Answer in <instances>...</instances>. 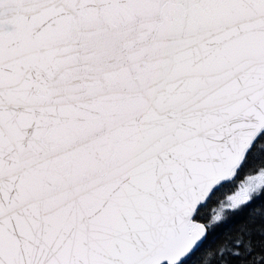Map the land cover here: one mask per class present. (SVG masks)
<instances>
[{
	"label": "snow or ice",
	"instance_id": "snow-or-ice-1",
	"mask_svg": "<svg viewBox=\"0 0 264 264\" xmlns=\"http://www.w3.org/2000/svg\"><path fill=\"white\" fill-rule=\"evenodd\" d=\"M262 197L264 0H0V264H264Z\"/></svg>",
	"mask_w": 264,
	"mask_h": 264
},
{
	"label": "trees",
	"instance_id": "trees-1",
	"mask_svg": "<svg viewBox=\"0 0 264 264\" xmlns=\"http://www.w3.org/2000/svg\"><path fill=\"white\" fill-rule=\"evenodd\" d=\"M261 205H264V197L254 200L247 208L244 209L243 212L234 215L226 223L218 227L209 236L208 243H212L213 241H218L225 232L234 229V227L237 224H239L241 221L246 220L249 216V212L251 209L259 208ZM257 221L259 222V217H257ZM193 259H195V257ZM233 264H235V260H233Z\"/></svg>",
	"mask_w": 264,
	"mask_h": 264
}]
</instances>
